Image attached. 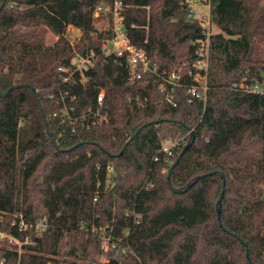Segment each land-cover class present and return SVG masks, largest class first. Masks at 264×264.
<instances>
[{
	"label": "trees",
	"instance_id": "1",
	"mask_svg": "<svg viewBox=\"0 0 264 264\" xmlns=\"http://www.w3.org/2000/svg\"><path fill=\"white\" fill-rule=\"evenodd\" d=\"M111 1L0 0V260L264 264V93L238 87L264 81V57L255 53L264 43V0H203L219 29L209 38L206 98L176 86L172 102L156 74L131 80L126 66L102 57L84 71L85 82L77 75L61 82L57 68L73 53L67 27L80 30L77 51L99 53L110 18L99 30L93 12ZM123 1L130 42L159 71L190 83L204 34L188 17V0ZM46 30L58 37L50 46ZM59 87L76 95L72 115L94 109L102 89L107 120L80 127L53 116L60 105L49 95ZM167 139L176 143L165 150ZM168 175L180 189L195 181L173 191ZM16 214L47 226L19 230ZM102 231L116 255L102 250ZM10 238L30 242L18 253Z\"/></svg>",
	"mask_w": 264,
	"mask_h": 264
},
{
	"label": "built area",
	"instance_id": "2",
	"mask_svg": "<svg viewBox=\"0 0 264 264\" xmlns=\"http://www.w3.org/2000/svg\"><path fill=\"white\" fill-rule=\"evenodd\" d=\"M128 5L123 0H112L107 4H97L93 12L94 24L104 17L106 20L109 17L110 23V36L106 37L100 45V52L95 53L94 50L90 49L85 53H80L76 49V42L80 39V30L68 26L66 29V36L72 45L73 53L70 57V62L67 66H59L57 69L60 72L59 77L61 82L68 83L72 81L75 75L78 80L83 83L86 80L84 71L91 68L94 61L98 57L106 59H112L116 65H124L128 68L129 78L131 80L139 79L144 72H150L156 74L160 78L159 89L165 92V98L167 101L172 102L174 87L181 86L187 90L191 98L201 99L205 101L206 92L208 89L207 85V69L209 62V38L212 34L217 33L214 31V24L211 23L209 18V11H207L206 18H198V23L202 28L204 38L196 41L198 58L193 63L194 69L188 70V76L191 80L190 83H183L180 81V74L175 71L166 72L165 70L159 71L156 64H151L150 59L143 48L135 46L130 42L124 24L122 11ZM189 8L188 17L192 16L193 5L190 0L187 1ZM145 8H149L145 6ZM208 8V5H207ZM197 18V17H196ZM108 24V20H107ZM134 26V25H132ZM106 29V27L104 28ZM75 30L77 34L74 37L77 40L71 41L68 35L69 31ZM235 86V84H233ZM238 87L243 91L252 93H264V81L262 82H241ZM55 99V102L60 105V108L53 112V116L59 115L61 120H67L68 122H78L80 127H89L91 125L101 124L107 120L105 113L101 111V105L103 102V90L101 89L96 95V107L94 109L89 108L87 111L82 112L78 115H72L70 113V102L76 98L74 93H70L67 89L58 88V96L55 97L53 93L49 95ZM68 99V100H67ZM17 224L19 230L27 227H33L36 232H41L47 226L46 220L42 219L35 224H28L24 222L20 214L15 215L13 221ZM100 246L103 251L115 249V255L118 253L116 243L113 242L110 237L101 232ZM13 243L16 244L17 252L20 253L22 250V244L30 242L28 238L24 241L18 239H12ZM126 246L120 248L121 253L126 252ZM0 264H3L0 260ZM19 264V262L13 263ZM45 264H57L55 259H48ZM95 264H108V258L104 257L98 260Z\"/></svg>",
	"mask_w": 264,
	"mask_h": 264
},
{
	"label": "rangeland",
	"instance_id": "3",
	"mask_svg": "<svg viewBox=\"0 0 264 264\" xmlns=\"http://www.w3.org/2000/svg\"><path fill=\"white\" fill-rule=\"evenodd\" d=\"M190 3L193 5V10H192V16L197 17V18H206L207 16V5L206 2H204L203 0H190ZM259 5H264V3L260 2ZM107 24V20L104 17H101V19H99L96 23L95 26L99 29L102 30L106 27ZM214 31L218 32L219 29L214 26ZM75 34H77V32L75 30L69 31L68 35L70 37L71 41H76L77 37L75 36ZM44 36H45V40L44 43L46 46H50L52 45L56 40H57V36L54 35L52 32L46 30L44 32ZM76 37V38H74ZM258 46V50H255V53H258V55L260 57H264V43H260L257 45ZM181 138H184V136H182ZM176 143V140H163L162 141V147L167 150L168 148H170L171 146H173ZM107 256H101L98 258V260H100L101 258H104Z\"/></svg>",
	"mask_w": 264,
	"mask_h": 264
},
{
	"label": "water",
	"instance_id": "4",
	"mask_svg": "<svg viewBox=\"0 0 264 264\" xmlns=\"http://www.w3.org/2000/svg\"><path fill=\"white\" fill-rule=\"evenodd\" d=\"M2 5H3V4H2ZM2 5H1V6H2ZM1 6H0V8H1ZM26 85L29 86V87L32 89L33 94H34V96L36 97V94H35V90H34L33 84H32V83H27ZM5 93H6V92H0L1 95H5ZM140 128H141V127H140ZM140 128H138V129L134 132V134H132V135L127 139V141L125 142V144H126L127 142H129V141L132 139V137H133V136L139 131ZM183 150H184V149H183ZM183 150H182V151H183ZM182 151H181V153H182ZM179 155H180V154H179ZM178 157H179V156H177V158L172 162L171 167H170V169L168 170V173L170 172L172 166L177 162ZM212 172H215V171H210V172H208V173H212ZM202 175H203V174L198 175V176L195 178V180L198 179V178H200ZM167 180H168L169 185H170L171 188L173 189V191H183L184 189L188 188V187H189V186L195 181V180H194V181L191 182L190 184H187L186 187H185L184 189H180V188H177V187H173V186L171 185V182H170V179H169V175L167 176ZM223 192H224V185H223V187H222L221 193L219 194V196H218V198H217V200H216V206H217L216 210H217V218H218V222H220V220H219V215H220V214H219V212H220V208H219V206H220V202H221V198H222Z\"/></svg>",
	"mask_w": 264,
	"mask_h": 264
}]
</instances>
